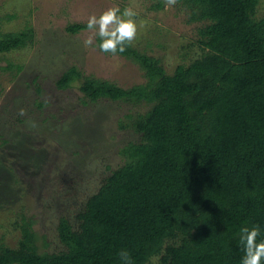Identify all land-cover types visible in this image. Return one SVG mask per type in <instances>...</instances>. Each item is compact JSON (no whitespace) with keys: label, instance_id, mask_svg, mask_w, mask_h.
Wrapping results in <instances>:
<instances>
[{"label":"trees","instance_id":"obj_1","mask_svg":"<svg viewBox=\"0 0 264 264\" xmlns=\"http://www.w3.org/2000/svg\"><path fill=\"white\" fill-rule=\"evenodd\" d=\"M178 1L189 23H202L201 56L168 74L160 58L131 46L118 55L139 66L143 83L123 88L74 66L55 80L58 90L77 87L83 103L128 105L119 127L138 138L119 149L123 162L102 178L74 219L59 218L62 249L42 251L30 220L22 223L15 247L0 244V264H121V249L130 251L134 264H241L240 228L259 225L258 242L264 240L259 0ZM33 41L31 27L0 31V55Z\"/></svg>","mask_w":264,"mask_h":264},{"label":"rangeland","instance_id":"obj_2","mask_svg":"<svg viewBox=\"0 0 264 264\" xmlns=\"http://www.w3.org/2000/svg\"><path fill=\"white\" fill-rule=\"evenodd\" d=\"M114 6H131L149 21L133 47L160 58L168 74L204 53L197 33L202 23H189L180 1L166 7L164 0H0L1 32L34 31L31 45L0 55V244L15 247L22 223L31 220L42 251L62 249L59 218L74 219L102 178L123 162L119 149L138 138L119 127L128 105L83 103L77 87L54 84L72 66L123 88L145 81L136 63L102 52L98 36L86 48L87 28L67 29ZM262 16L259 0L255 17Z\"/></svg>","mask_w":264,"mask_h":264},{"label":"clouds","instance_id":"obj_3","mask_svg":"<svg viewBox=\"0 0 264 264\" xmlns=\"http://www.w3.org/2000/svg\"><path fill=\"white\" fill-rule=\"evenodd\" d=\"M164 3L166 7H174L178 0H164ZM148 24V20L139 19V12L131 6L123 10L119 6L109 7L99 16L92 14L88 18L86 27L92 35L84 39L83 44L86 48L94 47L95 38L98 36L101 40L99 49L116 56L133 46L141 30L146 29ZM25 114V110L21 109L19 115ZM260 235L259 225L240 228V244L244 252L241 264H264V240L258 242ZM118 256L121 264H134L129 250L121 249Z\"/></svg>","mask_w":264,"mask_h":264}]
</instances>
